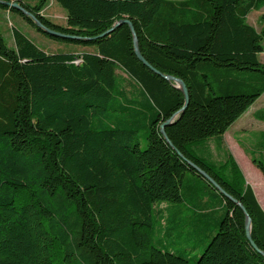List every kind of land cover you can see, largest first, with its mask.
<instances>
[{
    "label": "trees",
    "instance_id": "trees-1",
    "mask_svg": "<svg viewBox=\"0 0 264 264\" xmlns=\"http://www.w3.org/2000/svg\"><path fill=\"white\" fill-rule=\"evenodd\" d=\"M11 1L76 38L0 9L96 50L45 52L16 27L9 47L0 29V264H264L244 211L187 162L244 205L264 251V210L233 158L192 149L222 137L264 94V26L248 23L264 0H56L66 25L43 13L48 0ZM124 19L144 58L187 86V107L166 127L186 160L160 132L183 92L138 59L127 23L102 36ZM119 69L135 92L120 86ZM253 163L264 175V162ZM164 204V236L185 249L153 244Z\"/></svg>",
    "mask_w": 264,
    "mask_h": 264
},
{
    "label": "rangeland",
    "instance_id": "rangeland-1",
    "mask_svg": "<svg viewBox=\"0 0 264 264\" xmlns=\"http://www.w3.org/2000/svg\"><path fill=\"white\" fill-rule=\"evenodd\" d=\"M38 1L39 0H25V2L29 5H35ZM43 13L55 23L66 25L67 12L56 0H48ZM248 23L254 26L258 30V32H261L264 26V7H262L260 10L252 11L248 16ZM12 27H16L21 30L29 39H31L40 49L44 50L45 52L82 53L94 52L96 50V48L92 46H83L50 39L49 37L37 31L15 13H9L5 10L0 9V29L9 47H15L12 35ZM259 60L264 64V49L263 52L259 54ZM117 75L121 87L127 88V90L130 92H135L137 86L132 82L131 78L122 69L117 70ZM254 104L264 105V94ZM248 111H250V108L248 109ZM259 125V127L264 129V123H261ZM245 139L249 140V137H245ZM215 141V138H211L206 145V149L204 150L200 146V148L197 149L198 144L193 145L192 149H194V151L196 149L199 154H202L204 156L206 155L208 159L217 163L219 160H222L221 158L223 157V152L217 149V147L215 146ZM253 166L255 167V165ZM257 170L259 169L257 168ZM254 184L256 186V189L258 190V193L264 195V185L263 183H261V181H259V178H257V180L255 179ZM164 208H166L165 204L157 207V211L160 210V214L159 212H157L154 217L153 244L156 247H163L164 249L168 250H171L170 246L173 247V249H185L187 245L182 244L180 246H172L171 244H169L170 239L167 236H164V231L166 228V211L164 210ZM167 243L169 245H167ZM202 252V247L197 249L196 251H191L190 249L188 258L194 261L201 256Z\"/></svg>",
    "mask_w": 264,
    "mask_h": 264
},
{
    "label": "crops",
    "instance_id": "crops-1",
    "mask_svg": "<svg viewBox=\"0 0 264 264\" xmlns=\"http://www.w3.org/2000/svg\"><path fill=\"white\" fill-rule=\"evenodd\" d=\"M261 123H264V105L254 104L250 111L247 110L222 137L215 138V146L223 152L222 160L217 163H223L231 156L264 210V195L258 193L254 184L255 179L259 178L264 185V175L253 163L254 158L264 162V129L259 127ZM245 137H249V140ZM208 142L209 140L200 147L206 149Z\"/></svg>",
    "mask_w": 264,
    "mask_h": 264
},
{
    "label": "water",
    "instance_id": "water-1",
    "mask_svg": "<svg viewBox=\"0 0 264 264\" xmlns=\"http://www.w3.org/2000/svg\"><path fill=\"white\" fill-rule=\"evenodd\" d=\"M0 4L2 5H6L10 8H14L18 11H21L25 16L31 18L35 25L42 29L44 32L51 34L53 36H57V37H61V38H67V39H72V38H76L75 36H71V35H66L60 32H57L55 30H52L48 27H46L31 11H29L28 9H26L24 6H22L19 2L16 1H11V0H0ZM127 23L130 26V29L133 33V37H134V49H135V53L138 57V59L143 62V64L147 67H149L150 69H152L154 72H156L157 74H159L160 76H162L163 78H165L166 80H169L170 82H173L174 86L177 87L179 90H181L184 94L185 97V105L184 107L178 112L176 113L174 116H172L171 118H169L167 121H165L161 127H160V132L163 135V137L165 138V140L172 146V148L184 159L186 160V158L183 156V154L173 145V143L171 142V140L169 139L167 133H166V127L171 125L175 118L177 117V115L180 112H183L185 110V108L188 105L189 102V92L187 89L186 84L184 83V81L180 78H177L175 76L172 75H166L160 71H158L156 68H154L145 58L144 56L141 54L140 49H139V45H138V39L134 30V27L132 25V23L127 20H120L119 22H117L112 29L108 30L107 32H105L104 34H102V36L112 32L115 28H117L118 26ZM188 164L195 169L198 173H200L206 180H208L212 185L215 186V188L221 193L223 194L225 197H227L228 199L232 200L234 203H236L245 213L246 216V235L248 240L250 241L251 245L253 246V248L255 250H257L260 254H262L264 256V251L260 250L259 247L255 244L253 238H252V218L249 215V213L247 212L246 208L244 207V205L239 202L238 200H236L235 198H233L230 194H228L208 173H206L203 169H201L199 166H197L196 164H194L192 161H188Z\"/></svg>",
    "mask_w": 264,
    "mask_h": 264
}]
</instances>
